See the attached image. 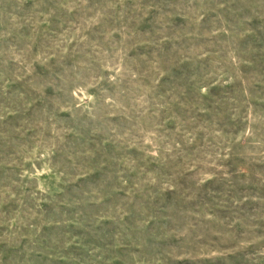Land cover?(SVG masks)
Here are the masks:
<instances>
[{"label": "rangeland", "instance_id": "obj_1", "mask_svg": "<svg viewBox=\"0 0 264 264\" xmlns=\"http://www.w3.org/2000/svg\"><path fill=\"white\" fill-rule=\"evenodd\" d=\"M0 264H264V0H0Z\"/></svg>", "mask_w": 264, "mask_h": 264}]
</instances>
